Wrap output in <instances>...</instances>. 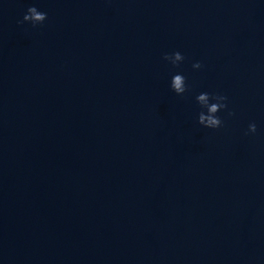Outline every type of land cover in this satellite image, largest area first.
<instances>
[{
    "label": "water",
    "instance_id": "water-1",
    "mask_svg": "<svg viewBox=\"0 0 264 264\" xmlns=\"http://www.w3.org/2000/svg\"><path fill=\"white\" fill-rule=\"evenodd\" d=\"M0 264H264V0H0Z\"/></svg>",
    "mask_w": 264,
    "mask_h": 264
},
{
    "label": "clouds",
    "instance_id": "clouds-1",
    "mask_svg": "<svg viewBox=\"0 0 264 264\" xmlns=\"http://www.w3.org/2000/svg\"><path fill=\"white\" fill-rule=\"evenodd\" d=\"M46 17L47 14L45 12L39 11L35 6H30L27 8L22 20L18 21V23L30 21L33 26H35L45 21ZM163 58L174 66L184 59L183 55L179 51L172 52L171 54L165 53ZM192 66L193 68H199L201 67V64L200 62H196ZM170 88L176 94H183L188 88L185 82V77L179 73L174 74L171 77ZM195 99L202 108L206 109V112H199L197 122L204 127L213 129L222 126L223 121L219 116L216 115V113L221 109L227 108V97L221 94L200 92L196 95ZM210 100L214 102H210ZM248 131L253 133L256 131L255 123H250L248 125Z\"/></svg>",
    "mask_w": 264,
    "mask_h": 264
}]
</instances>
